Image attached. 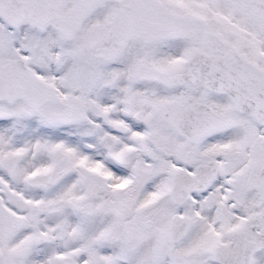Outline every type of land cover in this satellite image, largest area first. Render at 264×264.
I'll list each match as a JSON object with an SVG mask.
<instances>
[{"label": "snow or ice", "instance_id": "snow-or-ice-1", "mask_svg": "<svg viewBox=\"0 0 264 264\" xmlns=\"http://www.w3.org/2000/svg\"><path fill=\"white\" fill-rule=\"evenodd\" d=\"M0 264H264V0H0Z\"/></svg>", "mask_w": 264, "mask_h": 264}]
</instances>
